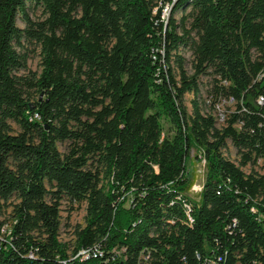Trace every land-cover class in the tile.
Here are the masks:
<instances>
[{
	"label": "trees",
	"instance_id": "obj_1",
	"mask_svg": "<svg viewBox=\"0 0 264 264\" xmlns=\"http://www.w3.org/2000/svg\"><path fill=\"white\" fill-rule=\"evenodd\" d=\"M28 1L47 16L33 19ZM25 38L42 46L40 74L19 73ZM203 74L210 99L236 100L222 126L203 110ZM193 149L206 162L197 198ZM260 160L264 0H0V213L18 199L0 264H264V172L243 168ZM65 197L88 203L71 251Z\"/></svg>",
	"mask_w": 264,
	"mask_h": 264
},
{
	"label": "rangeland",
	"instance_id": "obj_2",
	"mask_svg": "<svg viewBox=\"0 0 264 264\" xmlns=\"http://www.w3.org/2000/svg\"><path fill=\"white\" fill-rule=\"evenodd\" d=\"M28 7L27 10L29 11L31 17L36 20H42L47 16V13L45 12V9L41 5H37L36 3L29 2L28 1ZM169 10L166 11V16L169 15ZM183 15V12L181 10H178L176 12L177 18H181ZM17 23L19 26L24 27L26 26V22L21 14V12L18 14L17 17ZM18 49L22 52H26L28 55L27 58V66L23 67L19 70L20 74H29L30 71L35 72L36 74H40V72L43 69V55H42V46L41 44L36 40H30V39H23L22 44L18 45ZM181 52L186 57L185 61V67L189 73H192L194 71L193 67V59L194 55L192 53V50L189 48H181ZM201 81V99H202V105L203 110L212 112L215 114V116H219L218 110H224L227 113V118L231 116V113L237 108L236 101H230L229 98L225 95H214L210 99V95L213 91L211 89L214 85V75L213 74H203L200 77ZM35 97L43 96V94L39 92H35ZM194 98L193 92H187L185 94V104L187 106L188 113L191 114L193 112V102L192 99ZM214 100L216 102L214 103ZM215 104V105H214ZM222 119L218 120V125L222 126L224 123H226V120L223 121V116L221 115ZM164 127H165V133H173L174 127L170 120L166 117L163 118ZM12 126L14 128V132H17L21 130L19 124H17L15 121H12ZM71 141L69 139L59 141L58 147L61 150L62 153H67L70 149ZM226 156L234 160L235 162H239L240 160V154L237 151V148L234 146L231 139L227 140V146L223 149ZM196 149L192 150V158L189 161V168L190 171L196 176V183L192 187L190 193L193 197L197 198L199 196V192L202 189V184L205 179V173H206V162L204 159H199L195 157ZM97 165V162H95V166ZM263 161H259L255 165H247L243 168L247 172H251L252 169H256L259 172H264ZM99 168L102 170V167L99 166ZM102 182H107V177L103 176L102 173ZM16 202L18 199L14 195L9 203L4 207L3 211L0 213V219L4 220L3 230L2 233H0V236H4L9 232V229L11 227V224L13 222V206L10 202ZM87 206L88 203L86 200L83 201H72L69 198L65 197L61 201V226H60V239L62 241H65L69 245V250L71 251L77 241V231L81 228H83L86 225L87 222Z\"/></svg>",
	"mask_w": 264,
	"mask_h": 264
},
{
	"label": "built area",
	"instance_id": "obj_3",
	"mask_svg": "<svg viewBox=\"0 0 264 264\" xmlns=\"http://www.w3.org/2000/svg\"><path fill=\"white\" fill-rule=\"evenodd\" d=\"M229 100L230 101H236L235 100V98H234V96H230L229 97ZM221 110V109H220ZM221 112H222V115H223V117L225 118V119H227V113L224 111V110H221ZM261 161V160H260ZM194 186V185H193ZM79 254H81L83 257H88L90 254H91V250H89V249H85L84 248V250L83 251H80L79 252ZM97 253H95V255H96Z\"/></svg>",
	"mask_w": 264,
	"mask_h": 264
},
{
	"label": "bare ground",
	"instance_id": "obj_4",
	"mask_svg": "<svg viewBox=\"0 0 264 264\" xmlns=\"http://www.w3.org/2000/svg\"><path fill=\"white\" fill-rule=\"evenodd\" d=\"M220 112H221V110H220ZM221 114H222V112H221ZM223 116V115H222ZM224 118V117H223ZM224 120H226L225 118H224Z\"/></svg>",
	"mask_w": 264,
	"mask_h": 264
}]
</instances>
